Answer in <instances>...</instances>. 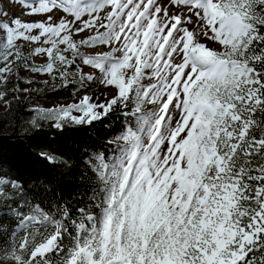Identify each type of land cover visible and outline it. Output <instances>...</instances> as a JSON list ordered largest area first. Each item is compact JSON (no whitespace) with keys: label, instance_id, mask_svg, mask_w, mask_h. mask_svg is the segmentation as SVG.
<instances>
[{"label":"snow or ice","instance_id":"6c2138e0","mask_svg":"<svg viewBox=\"0 0 264 264\" xmlns=\"http://www.w3.org/2000/svg\"><path fill=\"white\" fill-rule=\"evenodd\" d=\"M3 125L0 264H264V0H0Z\"/></svg>","mask_w":264,"mask_h":264},{"label":"trees","instance_id":"16d2710c","mask_svg":"<svg viewBox=\"0 0 264 264\" xmlns=\"http://www.w3.org/2000/svg\"><path fill=\"white\" fill-rule=\"evenodd\" d=\"M42 98L45 101L53 102H63L71 99V89L62 90L58 94L48 92L44 94ZM7 119V118H5ZM106 124H110L111 128L105 129L102 124L96 125V131L91 133L93 139H97V134L100 137H111L116 132H118L121 128L120 121L113 118L112 120H105ZM47 135L40 134L37 136L31 143L36 146H47L57 153H65L68 154L70 148H75L78 145L72 144V139H78L74 135H70L65 133L63 135L57 133L54 129H48ZM13 135L12 128L7 125L0 126V153H2L6 158H11L16 160L23 167H34L36 171H47V166L44 165L43 162H37L33 159V156L28 154L25 149L18 143L14 142V140L8 139L9 136ZM83 138H87L86 136Z\"/></svg>","mask_w":264,"mask_h":264},{"label":"rangeland","instance_id":"374dc122","mask_svg":"<svg viewBox=\"0 0 264 264\" xmlns=\"http://www.w3.org/2000/svg\"><path fill=\"white\" fill-rule=\"evenodd\" d=\"M10 11H11V10H10ZM47 93H48V92H45V93H42V94H41V98L39 99V103H40V104L50 106V105H52L54 102H58V101H53V102L45 101V100L42 98V96H44V94H47ZM34 96H35V94H34ZM68 101H69V100H68ZM68 101H63V102H68Z\"/></svg>","mask_w":264,"mask_h":264}]
</instances>
